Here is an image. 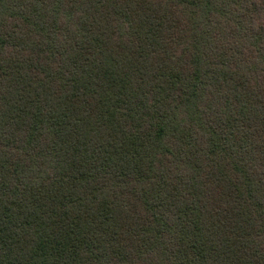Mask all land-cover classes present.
<instances>
[{"label": "trees", "instance_id": "16d2710c", "mask_svg": "<svg viewBox=\"0 0 264 264\" xmlns=\"http://www.w3.org/2000/svg\"><path fill=\"white\" fill-rule=\"evenodd\" d=\"M0 264H264V0H0Z\"/></svg>", "mask_w": 264, "mask_h": 264}]
</instances>
